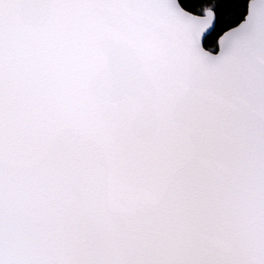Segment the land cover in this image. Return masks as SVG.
Returning a JSON list of instances; mask_svg holds the SVG:
<instances>
[{
	"label": "snow or ice",
	"instance_id": "snow-or-ice-1",
	"mask_svg": "<svg viewBox=\"0 0 264 264\" xmlns=\"http://www.w3.org/2000/svg\"><path fill=\"white\" fill-rule=\"evenodd\" d=\"M0 264H264V0H0Z\"/></svg>",
	"mask_w": 264,
	"mask_h": 264
}]
</instances>
